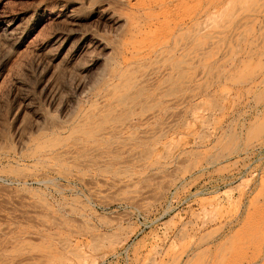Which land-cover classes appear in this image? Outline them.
Returning <instances> with one entry per match:
<instances>
[{"label": "rangeland", "instance_id": "1", "mask_svg": "<svg viewBox=\"0 0 264 264\" xmlns=\"http://www.w3.org/2000/svg\"><path fill=\"white\" fill-rule=\"evenodd\" d=\"M197 11L176 58L131 44L134 0H0V264L251 256L264 0Z\"/></svg>", "mask_w": 264, "mask_h": 264}, {"label": "bare ground", "instance_id": "2", "mask_svg": "<svg viewBox=\"0 0 264 264\" xmlns=\"http://www.w3.org/2000/svg\"><path fill=\"white\" fill-rule=\"evenodd\" d=\"M183 1L186 0H134V12L130 13L129 19L127 21L128 36H130L131 44L138 47L147 45L146 48H150L153 53L168 52L172 54L173 57L177 58L179 56L180 58V55H182L186 46V43L183 41L186 39V37L182 32L178 33L180 32V25L183 24L186 18L189 20L193 27L191 34V40L193 39L192 42L195 40L197 33L200 31L199 28L197 29L198 0H189L188 2L186 1L187 3H184ZM175 31L178 32L174 34ZM196 56L197 55L192 57L193 60L197 59ZM180 61L181 60L178 59V61L175 63V68L179 67ZM171 92L169 91V93ZM257 223L252 226L251 235L245 240L244 243V248L250 250L251 253V256L245 261H230L228 258L215 256L214 258H211L210 260H207L201 264H264V220L258 224ZM186 261L188 262V260Z\"/></svg>", "mask_w": 264, "mask_h": 264}]
</instances>
